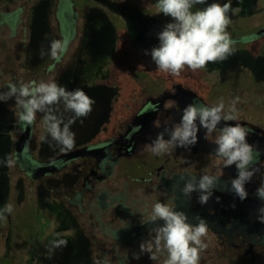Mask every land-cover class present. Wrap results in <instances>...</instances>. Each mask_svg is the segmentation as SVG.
<instances>
[{"label":"flooded vegetation","instance_id":"obj_1","mask_svg":"<svg viewBox=\"0 0 264 264\" xmlns=\"http://www.w3.org/2000/svg\"><path fill=\"white\" fill-rule=\"evenodd\" d=\"M73 3L78 4L76 0H57L55 4L56 38L62 45L54 61L55 75L61 65L74 66V57L84 56V36L92 29L87 19L91 14L82 17L80 24H77L79 18ZM78 5L89 6L85 0ZM0 10V22L4 25L10 27L18 23L26 27L19 9ZM262 28L264 26L251 28V32L238 35L231 28L233 33L228 32L236 41L234 55L220 64H207L196 72L186 69L178 76L158 71L151 55L140 53L131 41L123 43L121 47V35L116 33L113 61L103 77L105 88L115 100L112 99L109 112L93 124L92 132L78 135L74 148L70 150L86 148L95 151L66 158L62 155L70 151H63L61 147L56 152L35 155L34 147L38 146L39 152L45 138L42 131H47H40L38 116L41 113L38 112L21 150L16 149L15 141L26 126H22L20 121L16 124L13 152L9 158L18 163V170L21 171L16 180L23 187L26 184L30 189L46 195L50 202H55L56 215L64 211L70 221L73 219L82 226L87 247L91 248L95 241L99 242L97 248H101V255H92L91 250L92 256H89L94 263L110 264L113 261L123 264L127 260L136 264H164L166 252L157 254V260L153 261L148 253L140 251V244L153 238V229L163 224L159 220L149 222L154 204L160 202L175 211L184 212L188 222L193 225L200 218L205 220L208 232L203 242L207 248L201 252L199 264H264V223L259 219L264 215L260 212L264 208V200L256 195L257 188L264 184ZM73 44L74 48L67 50ZM249 57L260 60L259 67L248 63ZM10 78L5 92L10 84H20L14 72ZM28 83L39 84L37 80ZM221 98L225 105L224 115H234L236 119L221 120L208 139H205L206 130L200 128L198 142L187 149L171 148L160 155L152 152L157 134L178 124L186 106H215ZM237 98L238 102L233 105ZM9 101L11 107L16 103L15 98ZM16 107L20 113V107L17 104ZM236 124L248 129L247 141L259 153L253 165L255 175L245 184L248 197L243 201L230 190L231 179L238 175L235 165L224 166L222 158L214 151L217 146L213 142L221 128ZM164 138L167 140L169 136L165 134ZM40 166H45L47 170L37 175ZM204 174L217 176L220 181L207 204L199 203V192L191 193V197L181 192L184 187L181 177L185 180L195 177L198 180ZM62 180L73 184H69L67 190H62ZM112 184L118 191L110 195L109 186ZM110 206L117 211L119 224L116 227L108 220L104 221V213L110 210ZM94 208H98L97 211ZM84 215L88 216L86 221L83 220ZM42 228L38 237L41 240L45 225ZM90 230L100 234L85 233ZM99 236L104 238L97 240ZM36 245L37 251L33 255H29V252L33 253L31 247L35 250L36 246L27 247L26 259L22 264H49L44 259L42 246L39 243ZM118 248L122 249L121 253ZM126 248L130 251H124ZM230 252L236 253L240 260L236 263L230 261ZM54 263L50 257V264Z\"/></svg>","mask_w":264,"mask_h":264},{"label":"rangeland","instance_id":"obj_2","mask_svg":"<svg viewBox=\"0 0 264 264\" xmlns=\"http://www.w3.org/2000/svg\"><path fill=\"white\" fill-rule=\"evenodd\" d=\"M56 1L0 0V9H19L23 15V21L26 23V27L18 23L9 27L1 23L2 21L0 22V93L5 92L6 83L11 81L10 74L13 72L20 84L32 80H37L38 83L56 80V83L69 91L82 89L95 100V104L92 106L93 110L90 115L78 118L71 125L76 141L78 135H84L86 131L91 133L93 124H96L110 110L113 98L103 84V77L106 74V68L113 61L116 33L121 35L119 41L121 47H123V43L131 41L132 46L139 49L140 53L145 55L147 50L150 54V50L159 45L158 33L163 30L167 23L171 22V18L159 12L156 7L157 0H85L89 5L87 8L78 5L84 0H76L78 4L73 3V9L78 13L77 24H80L82 17L91 14L87 19L92 25V29L87 36H84L82 43L84 56L74 57L76 62L74 66L61 65L55 75L56 65L54 61L59 51L53 56L50 45L52 41H60L59 38H56L58 37L54 13ZM214 2L231 3L232 11L228 13L230 24L227 31L233 33L231 28H234V32L236 31L238 35L251 32V28L264 26V0H207L209 4ZM90 6L91 8H89ZM205 6L197 5L193 11ZM74 45H71L67 50H72ZM42 51L44 55H41ZM247 59L248 63H254L256 67H259L260 60H252L251 57ZM81 61L82 64H80ZM6 102L10 104L9 100ZM12 108L13 113L11 108L7 109L6 107V110L4 108L7 117L2 123L9 126L7 131L11 133L14 139L16 124L19 122V112L16 103ZM60 108L63 112L62 105ZM63 115L67 120L73 114L64 112ZM38 119L41 124L40 131L46 130L44 114L41 113ZM2 123L0 130L5 129L2 127ZM42 132L45 134V138L39 152H37L38 146L34 147L35 155L40 154L42 156L48 152H56V149L62 147L51 141L47 131ZM0 144L2 145V147L0 146V155H2L5 143L0 141ZM7 145L9 146V143ZM5 152L7 153L6 150ZM18 168V163L12 162L11 166H8L7 181L0 183V210L5 209L8 205L12 206V212H5L6 218L0 219V264L24 263L27 247L36 246L35 250L31 247L33 253L29 252V255H33L37 251L38 245L36 244L38 243L42 246L43 254H45L44 259L49 264L50 257L54 259V264H101L94 263V260L91 261L89 257L101 255V248H97L99 242L95 241L91 248L87 247L84 244L83 227L76 224L73 219L70 221L64 211L56 215V203L50 202L46 195L30 189L26 184L23 187L21 183H18L16 178L21 175ZM69 184H73V182L62 180L60 186L62 190H67ZM109 191L110 195H113L118 190L112 184L109 186ZM97 209L94 208L93 210L97 211ZM89 214L90 212L87 213V215ZM87 215H84V221L88 219ZM107 220L112 223L113 227L119 224L117 211L111 206L110 210L104 213V221ZM47 221L48 224H46ZM95 223L99 225L96 221ZM41 225H45L42 240L38 238L43 229ZM91 232L100 234V232L93 230L85 233L91 234ZM92 236L94 238V235ZM102 238L104 237L99 236L97 240ZM60 240L67 241V245L55 246L53 242L58 243ZM31 241L34 244H31ZM118 250L121 253L122 249L118 248ZM125 250L130 251L129 248ZM228 259L236 263L240 257L236 253L230 252ZM110 264L115 263L112 261ZM123 264L136 263L126 260Z\"/></svg>","mask_w":264,"mask_h":264},{"label":"clouds","instance_id":"obj_3","mask_svg":"<svg viewBox=\"0 0 264 264\" xmlns=\"http://www.w3.org/2000/svg\"><path fill=\"white\" fill-rule=\"evenodd\" d=\"M197 5L205 7L193 11ZM159 12L171 18L163 30L158 33L159 45L150 50L151 59L157 70L178 76L186 69L193 72L203 69L208 63L227 60L235 54V44L227 31L230 24L228 13L232 11L231 3H207V0H157ZM62 49L60 41H52L51 54L55 56ZM149 52L146 50L145 55ZM44 55V52H41ZM8 91L0 93V101L6 102L15 98L20 107L19 121L22 126L32 125L38 112L44 114V123L51 141L62 146L63 151H70L75 146V133L71 125L78 118L91 114L95 100L82 89L67 90L55 81L41 82L37 85L21 83L10 84ZM238 102V98L232 103ZM63 106V112L60 106ZM224 102L215 106L189 104L183 109L180 122L171 129L165 128L157 134L151 147L155 155L168 152L171 148H189L198 142L200 128L206 130L205 139L217 130L221 120L236 119L234 115H224ZM233 111L235 109L233 108ZM64 112L73 115L65 120ZM197 121L199 123H197ZM165 134L169 136L166 140ZM248 129L240 124L225 125L219 130V135L213 141L217 146L214 151L222 158L224 166L235 165L237 177L231 179V191L241 201L248 197L245 184L255 175L253 167L259 153L248 143ZM50 146H53L50 144ZM0 163H5L0 161ZM11 166L12 160L6 161ZM181 192L188 197L199 192V203L207 204L213 195V190L219 185V177L204 174L197 180L195 177L185 180ZM227 188V184H225ZM223 190V189H222ZM256 195L264 200V184L257 188ZM219 201V197L216 198ZM11 213L12 206L0 210V219H5L4 213ZM264 213V208L260 209ZM264 223V215L259 217ZM163 221L153 231L155 236L140 244V251L148 253L149 258L157 260L159 253L166 252L164 264H199L201 252L207 248L203 238L208 228L204 219L200 218L195 225L188 222L187 215L175 211L167 204H154L149 222ZM55 246H66L67 241L53 242ZM135 258L139 259V256Z\"/></svg>","mask_w":264,"mask_h":264},{"label":"trees","instance_id":"obj_4","mask_svg":"<svg viewBox=\"0 0 264 264\" xmlns=\"http://www.w3.org/2000/svg\"><path fill=\"white\" fill-rule=\"evenodd\" d=\"M2 103H0V124L6 120V117H7V113L4 111V108L6 110V107L7 109H10L12 110V113H13V109L12 107L10 106V104H8L7 102H3V101H0ZM3 125V126H2ZM2 127H4L5 129H2L0 130V141H4V146H3V149H4V153H2V155H0V161H4L5 163H0V183L2 182H5L7 181V178H8V165L6 164V161L9 160L10 158V155L12 154V150H13V138H12V135L8 130V125L5 123H2ZM10 127H11V124H10ZM7 143H9V146L7 145ZM0 146L2 147V145L0 144ZM5 150L7 151V153L5 152Z\"/></svg>","mask_w":264,"mask_h":264},{"label":"water","instance_id":"obj_5","mask_svg":"<svg viewBox=\"0 0 264 264\" xmlns=\"http://www.w3.org/2000/svg\"><path fill=\"white\" fill-rule=\"evenodd\" d=\"M261 31H264V28L261 29ZM30 135V125L26 126L25 129L20 133L19 137L15 141V146L17 150H21L26 143L28 137ZM95 151V149H78L73 150L67 153H64L62 156H65L66 158H72L83 154H91ZM45 166H40L37 168L36 174L41 175L46 171Z\"/></svg>","mask_w":264,"mask_h":264}]
</instances>
